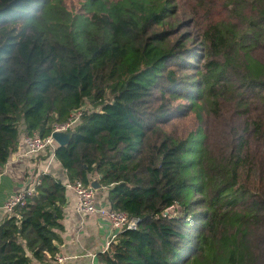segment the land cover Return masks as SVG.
Instances as JSON below:
<instances>
[{"label":"trees","instance_id":"16d2710c","mask_svg":"<svg viewBox=\"0 0 264 264\" xmlns=\"http://www.w3.org/2000/svg\"><path fill=\"white\" fill-rule=\"evenodd\" d=\"M76 109L55 159L137 221L97 264H264V0H0V173ZM65 192L40 174L0 264L55 258Z\"/></svg>","mask_w":264,"mask_h":264},{"label":"crops","instance_id":"0c3cea01","mask_svg":"<svg viewBox=\"0 0 264 264\" xmlns=\"http://www.w3.org/2000/svg\"><path fill=\"white\" fill-rule=\"evenodd\" d=\"M24 135L21 136L18 149L11 155L0 173V221L4 218L3 205L6 200L18 192L29 175L43 171L47 157L24 154ZM49 173L65 185L68 179L59 162L54 159ZM66 203L63 207L60 231L61 243L57 245L58 253L48 264H57L56 257H62V264H97V255L106 250L105 243L111 229L99 214H84L76 210V197L66 187ZM97 205H107L106 192L96 191ZM34 264H40L33 261Z\"/></svg>","mask_w":264,"mask_h":264},{"label":"built area","instance_id":"2783aa9c","mask_svg":"<svg viewBox=\"0 0 264 264\" xmlns=\"http://www.w3.org/2000/svg\"><path fill=\"white\" fill-rule=\"evenodd\" d=\"M80 117L81 109H76L69 114L67 120L54 124L48 135L41 136L34 133L33 135L23 138V153L37 156L46 155V165L43 171L29 175L21 189L6 200L3 205L5 213H11L16 206L23 204L26 197L35 192L36 186L40 183V174L49 173L51 163L55 159L54 150L57 147L52 133L55 131L70 132L79 122ZM66 187L69 188L76 197V210L78 212L84 214H99L109 225L111 233L105 243L106 249L110 243L114 241L118 232L125 228H136L137 221L135 219H129L127 213L111 210L108 205H97L96 190L91 185H83L80 181H76L75 183L68 182ZM56 262L57 264H62L63 258L59 256L56 257Z\"/></svg>","mask_w":264,"mask_h":264},{"label":"water","instance_id":"95a60500","mask_svg":"<svg viewBox=\"0 0 264 264\" xmlns=\"http://www.w3.org/2000/svg\"><path fill=\"white\" fill-rule=\"evenodd\" d=\"M71 133L70 132H61V131H55L52 133V137L56 141L58 146L66 145L70 140ZM91 186L95 189H99V184L94 181L91 183Z\"/></svg>","mask_w":264,"mask_h":264},{"label":"rangeland","instance_id":"374dc122","mask_svg":"<svg viewBox=\"0 0 264 264\" xmlns=\"http://www.w3.org/2000/svg\"><path fill=\"white\" fill-rule=\"evenodd\" d=\"M88 106H89L90 108L92 107L91 104H89ZM190 119H191V118H190ZM190 119H189V120H190ZM189 120H188V121H189ZM188 121L184 122V124L186 125V124L188 123ZM188 124L191 125L192 123L189 122Z\"/></svg>","mask_w":264,"mask_h":264}]
</instances>
